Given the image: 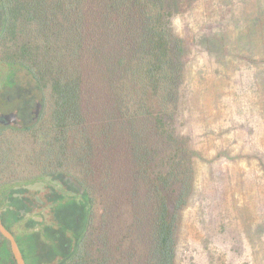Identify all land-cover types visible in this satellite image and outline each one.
I'll use <instances>...</instances> for the list:
<instances>
[{"label": "trees", "instance_id": "obj_1", "mask_svg": "<svg viewBox=\"0 0 264 264\" xmlns=\"http://www.w3.org/2000/svg\"><path fill=\"white\" fill-rule=\"evenodd\" d=\"M197 1L0 0V103L42 104L36 122L0 130V219L26 264H180L202 157L197 134L181 131L192 113L190 56L206 52L198 85L217 106L232 103L219 89L244 63L264 66V0H214L217 31L203 42L173 27ZM241 16L258 32L239 49ZM236 157L264 169L260 150ZM48 178H72L83 194L48 205L47 221L25 220V187ZM208 237L207 264H241L236 246ZM238 241L247 248L246 236ZM0 264H16L1 235Z\"/></svg>", "mask_w": 264, "mask_h": 264}, {"label": "rangeland", "instance_id": "obj_2", "mask_svg": "<svg viewBox=\"0 0 264 264\" xmlns=\"http://www.w3.org/2000/svg\"><path fill=\"white\" fill-rule=\"evenodd\" d=\"M240 11L242 14L241 8ZM216 13L214 0H198L187 14L173 19V27L177 34L203 42L205 34L217 31ZM242 16L237 20L235 31L248 36L239 38V49L248 47L246 42L251 45L256 42L258 32L253 18L249 21ZM214 38L211 43L216 42ZM188 43L192 48L191 42ZM205 62L207 54L204 50L192 52L188 86L192 98L187 106L192 113L185 110L187 122L181 131L197 134L194 146L202 157L197 161L196 192L183 215L180 264H207L205 248L210 233L217 235L221 248L236 246L241 264L245 261L264 264V169L254 158L236 157L240 153L252 154L260 150L264 161V149L260 147L264 144V66L244 63L245 66L230 78L229 87L225 85L219 89L222 97L230 98L232 103L219 99L217 106L215 102H209L211 95L206 91L207 83L203 82L202 87L198 85L199 78H207ZM6 92L0 83V98ZM16 105L14 101L0 103V112L15 110ZM13 129L20 130L10 128L6 135ZM40 186L37 183L25 187L28 197L42 191ZM51 186L57 188L56 184ZM42 195L47 196L46 192ZM42 198L45 200L46 197ZM44 207L48 212V204ZM241 209L246 212L244 219L239 213ZM240 235L246 236L247 248L238 241ZM249 239L254 242L252 247Z\"/></svg>", "mask_w": 264, "mask_h": 264}, {"label": "flooded vegetation", "instance_id": "obj_3", "mask_svg": "<svg viewBox=\"0 0 264 264\" xmlns=\"http://www.w3.org/2000/svg\"><path fill=\"white\" fill-rule=\"evenodd\" d=\"M39 101H35L33 105L26 107V109L20 111L19 109L11 110L8 112H0V114H9L11 112H16L18 116V124L15 126H8L4 124H0V130H8L10 128H18L20 130L24 129L27 124L34 123L39 118L40 113L42 111V104L40 102V111L38 115H35L37 110L36 104ZM19 110V111H18ZM25 119V122L22 123V120ZM63 179V180H62ZM61 180H51L48 178L47 183H41L40 188L42 191L37 192L35 195H32L27 198V201H24V204H27L29 210L26 209L21 210V216L27 220L32 219L38 222H42L43 220L47 221L50 217V213L46 212L44 206L45 204L52 205L53 203L57 204L64 195L66 197H75L77 195H82L79 191L74 187L73 183L70 182L72 178H62ZM56 184L57 188H53L51 184ZM61 188V189H60ZM43 192H46L47 196H43ZM42 193V194H41ZM42 197H46L45 200ZM54 201V202H53ZM29 216V218H27Z\"/></svg>", "mask_w": 264, "mask_h": 264}, {"label": "water", "instance_id": "obj_4", "mask_svg": "<svg viewBox=\"0 0 264 264\" xmlns=\"http://www.w3.org/2000/svg\"><path fill=\"white\" fill-rule=\"evenodd\" d=\"M36 107L37 110L35 112V115L37 116L41 108L40 102H37ZM0 124H4L8 126L17 125L18 124L17 113L11 112L9 114H0ZM70 182L73 183L74 187L79 191L80 194L83 193V188L78 182H76L73 179H70ZM0 235L9 242L10 251L15 260V263L26 264L14 236L4 227L1 219H0Z\"/></svg>", "mask_w": 264, "mask_h": 264}]
</instances>
